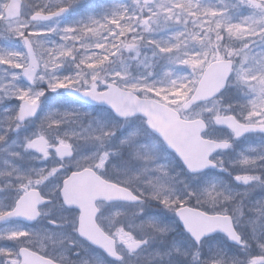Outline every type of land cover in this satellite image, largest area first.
<instances>
[{
  "label": "snow or ice",
  "instance_id": "snow-or-ice-1",
  "mask_svg": "<svg viewBox=\"0 0 264 264\" xmlns=\"http://www.w3.org/2000/svg\"><path fill=\"white\" fill-rule=\"evenodd\" d=\"M0 264H264V0H0Z\"/></svg>",
  "mask_w": 264,
  "mask_h": 264
}]
</instances>
